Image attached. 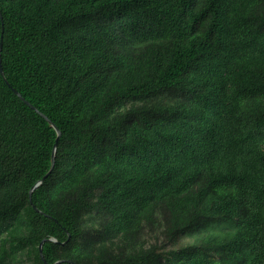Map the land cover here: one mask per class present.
Masks as SVG:
<instances>
[{
    "label": "trees",
    "instance_id": "obj_1",
    "mask_svg": "<svg viewBox=\"0 0 264 264\" xmlns=\"http://www.w3.org/2000/svg\"><path fill=\"white\" fill-rule=\"evenodd\" d=\"M0 14V264H264V0Z\"/></svg>",
    "mask_w": 264,
    "mask_h": 264
},
{
    "label": "water",
    "instance_id": "obj_2",
    "mask_svg": "<svg viewBox=\"0 0 264 264\" xmlns=\"http://www.w3.org/2000/svg\"><path fill=\"white\" fill-rule=\"evenodd\" d=\"M1 15V14H0ZM1 19H2V16H1ZM2 45H3V42L1 41V44H0V71H1V73H2V76L4 77V80L6 81V83L12 88V90L14 91V93L24 102V103H26L27 105H29L33 110H35L36 112H38L43 118H45L55 129H56V131H57V133H58V137H57V139H56V142H55V145H54V149H53V153H52V168H51V170H50V172L42 179V180H40L35 186H34V188L32 189V191H31V195H32V192L34 191V189L35 188H37L42 182H43V180H45L46 178H47V176L54 170V167H55V163H56V152H57V144H58V141H59V139H60V136H61V131H60V129L45 115V114H43L42 112H40L35 106H33L29 101H27L26 100V98H24L23 96H22V94L18 91V90H16L15 88H13L11 85H10V83H9V81L7 80V78L5 77V74H4V71H3V68H2V59H1V52H2ZM31 202H32V197H31ZM34 208L37 210V211H39V209L37 208V207H35L34 206ZM46 241H52V242H55V243H59V241L58 240H56V239H48V240H44V241H42V243L40 244V253H41V257H42V259H43V261H44V263L45 264H49L47 261H46V259H45V257H44V254H43V245H44V243L46 242ZM65 260H61V261H58V262H56V263H54V264H60V263H62V262H64Z\"/></svg>",
    "mask_w": 264,
    "mask_h": 264
},
{
    "label": "rangeland",
    "instance_id": "obj_3",
    "mask_svg": "<svg viewBox=\"0 0 264 264\" xmlns=\"http://www.w3.org/2000/svg\"><path fill=\"white\" fill-rule=\"evenodd\" d=\"M186 241H189V239L187 238L184 242H186Z\"/></svg>",
    "mask_w": 264,
    "mask_h": 264
}]
</instances>
